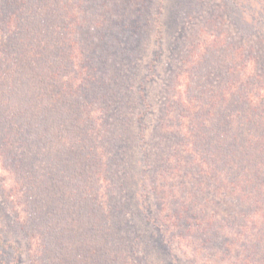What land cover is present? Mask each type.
<instances>
[{
    "label": "trees",
    "instance_id": "1",
    "mask_svg": "<svg viewBox=\"0 0 264 264\" xmlns=\"http://www.w3.org/2000/svg\"><path fill=\"white\" fill-rule=\"evenodd\" d=\"M153 1L0 0V161L17 183L0 195L12 203L6 193L21 192L15 230L28 244L41 239L39 264H140L148 227L121 200L138 153L139 197L155 208L145 224L185 245L202 239L199 247L233 264H264V53L257 45L238 52L234 36L216 44L215 65L201 79L209 96L181 104V128L165 164L153 160L159 154L144 140L130 145V131L115 129L123 124L122 103L131 102L123 90L145 59L140 41ZM209 3L197 0L201 16L220 29L226 3ZM247 69L251 79L242 82ZM201 103L204 112L189 111ZM97 115L104 116L100 129ZM111 119L120 135L96 138ZM213 140L221 145L215 153ZM215 195L225 213L219 217L207 208V196ZM65 246L81 250L83 261L65 254Z\"/></svg>",
    "mask_w": 264,
    "mask_h": 264
},
{
    "label": "rangeland",
    "instance_id": "2",
    "mask_svg": "<svg viewBox=\"0 0 264 264\" xmlns=\"http://www.w3.org/2000/svg\"><path fill=\"white\" fill-rule=\"evenodd\" d=\"M208 1H211L209 4L213 8L223 2L226 3V14L223 15L222 12L220 29L214 26L211 28L209 22L205 21L207 20L206 14H204L205 17L203 14V17L201 16L200 10L202 8L199 9L197 0L153 1L148 21L144 20L143 22L145 36L140 42L143 45L141 51L145 59L141 61L142 66L137 68L136 79L123 90L122 96L131 102L128 106L122 103L123 110L118 112L117 116L122 118L123 124L117 123L115 129L130 131L131 136H127L130 145L144 140L147 149L152 153L157 151L159 155L153 156V160L160 164L162 161L165 164L166 158H172V151L176 144L174 134L178 133L181 128L177 122L178 113H181L183 109L181 104L188 103L187 100L188 98L190 100V97L201 95L203 101V98L209 96L208 89L206 92L201 90L203 87L201 79H203V74L207 68L210 65H215L217 58L214 57L213 52L217 51L215 50V47H218L216 44L228 36H234L235 40L238 41L236 42L238 52H243L252 45H257L259 50L264 53V5L262 4L264 0ZM217 12L221 13L219 7H217ZM155 19L160 26L155 22ZM251 67L254 68L255 66ZM252 73L253 70H245L241 76L242 82L251 79ZM213 83L216 85L215 82ZM251 84L249 83L248 86ZM234 85L237 86V83ZM228 91L225 92L226 95H228ZM262 92L261 94L264 95V88ZM176 103L178 107H176ZM202 105L203 103L198 107L189 108V111L204 112L207 107ZM104 106L106 108V105ZM214 108L215 106L212 113H216ZM102 118L104 119L103 115H97L94 119L95 128L100 129V123L103 122L101 121ZM209 119L215 118L210 117ZM111 125L112 119L107 122L106 130L103 133L96 134V138H105L106 136L112 139L120 135L111 129ZM108 127L109 131L107 130ZM183 129L187 130L184 127ZM223 130L221 128L217 133L223 132ZM220 139L221 142H225L224 137ZM231 145L234 146L235 152L242 154L241 151H237L239 150L237 145ZM219 146L221 145H218L215 140L210 142V149L212 148L213 153L221 150ZM140 156L141 153H138L133 157L134 166L130 168V182L121 198L124 203H132L131 208L134 207L136 211L139 210L140 216L135 222L144 230L148 227L146 229L147 242L144 248H141L140 264H233L232 259L220 255L219 251L214 256L213 254L210 255L208 250L199 247V244L204 241L202 239L195 240L196 243L193 244L197 246V250H195L193 245L180 243L176 238H162L159 231L157 232L144 223V215L148 214V210L151 212L155 208L149 201L150 206L147 207L146 203H142L144 200L139 197L141 192L139 167L142 166ZM16 184L14 176L3 168L0 161V188L4 187L6 191H9V188ZM14 193H17V197ZM14 193L11 197L7 196V193L5 195L12 203H2L3 196L0 195V264H39L40 260L37 259V253L41 250V239L39 237L33 238L28 244L27 240L22 239L15 230L17 228L15 220L22 217L23 213L20 211L24 205H15L16 198L20 197L19 193L21 192L16 190ZM207 197L216 202L209 201L211 204L207 207L216 213L214 214L215 217L225 214L220 206L223 203L219 195ZM13 204L15 205L14 212H10ZM143 209L144 212L141 215ZM249 213L252 217L247 220L251 222L254 220L252 210ZM74 226L77 227V224ZM79 240L78 238V244L81 245ZM70 244L71 242L67 243L68 248L71 246ZM28 245L32 246L29 247ZM64 250H67L66 246ZM63 252L72 258L77 257L78 260L82 258L83 261L81 250L79 255L73 249ZM203 252L209 257H206ZM118 261L121 262L119 259ZM126 261L129 264L132 260L127 259ZM77 263H81V261ZM131 264L138 263L133 261Z\"/></svg>",
    "mask_w": 264,
    "mask_h": 264
}]
</instances>
